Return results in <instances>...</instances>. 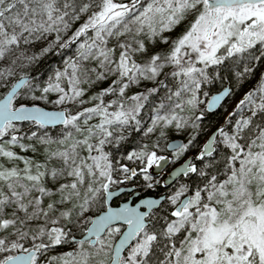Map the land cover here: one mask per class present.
I'll return each mask as SVG.
<instances>
[{
    "label": "snow or ice",
    "instance_id": "snow-or-ice-1",
    "mask_svg": "<svg viewBox=\"0 0 264 264\" xmlns=\"http://www.w3.org/2000/svg\"><path fill=\"white\" fill-rule=\"evenodd\" d=\"M0 264H264V0H0Z\"/></svg>",
    "mask_w": 264,
    "mask_h": 264
}]
</instances>
